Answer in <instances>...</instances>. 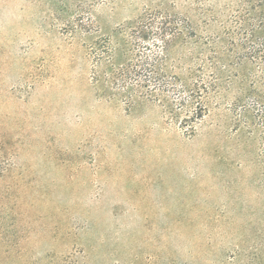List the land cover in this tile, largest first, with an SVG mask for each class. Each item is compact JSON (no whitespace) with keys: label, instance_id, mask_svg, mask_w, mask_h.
I'll return each instance as SVG.
<instances>
[{"label":"rangeland","instance_id":"obj_1","mask_svg":"<svg viewBox=\"0 0 264 264\" xmlns=\"http://www.w3.org/2000/svg\"><path fill=\"white\" fill-rule=\"evenodd\" d=\"M148 15L128 102L95 57ZM0 264H264V0H0Z\"/></svg>","mask_w":264,"mask_h":264},{"label":"trees","instance_id":"obj_2","mask_svg":"<svg viewBox=\"0 0 264 264\" xmlns=\"http://www.w3.org/2000/svg\"><path fill=\"white\" fill-rule=\"evenodd\" d=\"M169 23L159 15H148L131 30L133 46L129 40H119L120 48L107 45L98 48L95 58L100 80L108 82L128 102L144 94L150 97L165 94L173 86L166 79L165 62L176 37ZM117 57H122L123 62H116Z\"/></svg>","mask_w":264,"mask_h":264}]
</instances>
